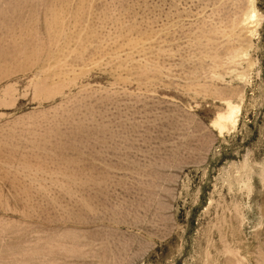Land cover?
Returning <instances> with one entry per match:
<instances>
[{
	"label": "rangeland",
	"instance_id": "rangeland-1",
	"mask_svg": "<svg viewBox=\"0 0 264 264\" xmlns=\"http://www.w3.org/2000/svg\"><path fill=\"white\" fill-rule=\"evenodd\" d=\"M0 264H264V0H0Z\"/></svg>",
	"mask_w": 264,
	"mask_h": 264
}]
</instances>
